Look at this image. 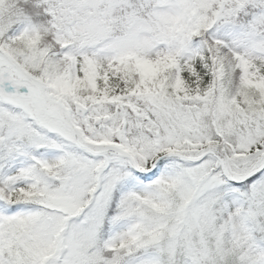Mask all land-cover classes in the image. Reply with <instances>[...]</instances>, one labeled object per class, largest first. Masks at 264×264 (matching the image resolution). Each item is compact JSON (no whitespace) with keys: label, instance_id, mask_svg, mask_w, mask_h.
<instances>
[{"label":"snow or ice","instance_id":"snow-or-ice-1","mask_svg":"<svg viewBox=\"0 0 264 264\" xmlns=\"http://www.w3.org/2000/svg\"><path fill=\"white\" fill-rule=\"evenodd\" d=\"M0 264H264V0H0Z\"/></svg>","mask_w":264,"mask_h":264}]
</instances>
